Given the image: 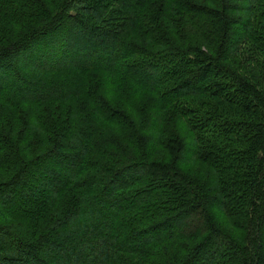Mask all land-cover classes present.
Segmentation results:
<instances>
[{
  "label": "trees",
  "instance_id": "1",
  "mask_svg": "<svg viewBox=\"0 0 264 264\" xmlns=\"http://www.w3.org/2000/svg\"><path fill=\"white\" fill-rule=\"evenodd\" d=\"M246 44L264 0H0V264H264Z\"/></svg>",
  "mask_w": 264,
  "mask_h": 264
},
{
  "label": "rangeland",
  "instance_id": "2",
  "mask_svg": "<svg viewBox=\"0 0 264 264\" xmlns=\"http://www.w3.org/2000/svg\"><path fill=\"white\" fill-rule=\"evenodd\" d=\"M154 17V14H152ZM136 23L135 18H129V21L126 22L125 25H127V29L131 30L132 34L135 32H143L145 27H143V21L145 22V18L139 19ZM194 19L189 17H179V21L187 23V25L184 27L185 34H196L197 31L192 29L190 27V23H193L192 25H195L196 22L193 21ZM134 26H137L135 29ZM153 26L161 28L159 25V20L153 22ZM178 33L176 36H182L184 31H177ZM107 37L106 39H108ZM111 39V38H110ZM256 51L253 46L250 44H246L242 47V49L237 53L233 55L232 63L230 62L231 66H234L236 69H238L241 72H247L248 77L250 81L257 85L258 88H261L264 90V56L259 54L256 55Z\"/></svg>",
  "mask_w": 264,
  "mask_h": 264
}]
</instances>
